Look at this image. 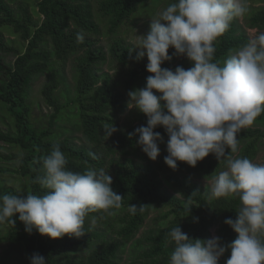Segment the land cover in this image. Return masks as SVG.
<instances>
[{
  "label": "trees",
  "instance_id": "trees-1",
  "mask_svg": "<svg viewBox=\"0 0 264 264\" xmlns=\"http://www.w3.org/2000/svg\"><path fill=\"white\" fill-rule=\"evenodd\" d=\"M94 1L38 0L37 13L42 19L37 21L28 3L13 5L15 0H0V104L12 116L14 128H0V142L18 148L16 156L19 161L14 171L22 183L18 189L0 179V196H26L29 192L45 194L48 190L37 181L38 177L45 175L41 158L50 154L54 146H59L66 157L68 170L83 173L88 169L103 168L108 172L113 180V191L123 198L121 207L110 209L112 214L105 213V210L89 212L83 225L84 235H65L57 239L41 235L35 229L32 234L27 233L19 214H16L13 217L15 224L9 222L11 230L5 237L0 236V242L14 241L15 248L26 252V264H30L29 257L34 253L44 256L47 264H118L130 242L133 249L141 251L142 264H169L174 246L168 242L167 233L177 226L193 239H210L212 228L217 227L222 242H232L238 234L224 221L237 218L239 197L209 199L211 188L200 181L212 179L226 170L225 161L219 162L215 154L210 153L195 167L178 161L177 169L173 170L164 160L168 155V135L163 126L155 129L164 138L162 143L158 142L161 154L157 160H151L137 144L138 137L130 139L128 136L137 127L147 126V116L140 111L135 117L137 122L130 124L120 142L116 143L114 133L106 136L104 128L117 124L111 114L125 111L128 92L142 85L148 73V60L145 56L137 61L135 56L139 49L115 39L110 56L126 71L115 79L109 73L99 74L98 66L108 56L104 47L98 45L96 36L102 30L96 13L98 17L108 18L109 30L115 31L142 5L155 0H98L96 12ZM245 22L250 28L264 31V6L255 9ZM4 29L12 30L26 42L23 52L9 44ZM78 34H83L82 40L77 39ZM249 39L238 17H234L229 28L214 41V62L223 64ZM2 51L16 52L12 65L4 61ZM169 55L172 59L164 62L163 68H168L178 56L174 48L169 49ZM69 62L74 78L71 82L66 78L65 66ZM181 66L188 69L192 62ZM44 74L47 81L41 92L53 110L48 114L47 122L34 117L35 108L30 97L33 83ZM121 83L124 90L118 88ZM69 115L77 118L74 126L83 132L82 143L74 139L75 127L60 129V118ZM253 124L254 127L242 128L237 133L235 153L226 149L233 158L246 157L253 161L264 146V111ZM0 157L6 155L0 152ZM7 169L0 168L1 171ZM131 204L144 205V211L131 214ZM153 208L164 209L162 223L148 230L143 237L136 238ZM101 217L102 228L98 224ZM113 217L116 219L111 220ZM94 238L100 241L95 242ZM229 257L230 250L225 252L222 260ZM0 264H10L5 255L0 254Z\"/></svg>",
  "mask_w": 264,
  "mask_h": 264
},
{
  "label": "clouds",
  "instance_id": "clouds-1",
  "mask_svg": "<svg viewBox=\"0 0 264 264\" xmlns=\"http://www.w3.org/2000/svg\"><path fill=\"white\" fill-rule=\"evenodd\" d=\"M247 11L246 0H174L151 18L149 31L134 47L139 49L135 59L146 56V70L153 75L144 88L128 92V107L147 116V126L137 127L129 138L138 137L137 144L155 161L161 153L158 142L164 139L155 129L163 126L168 135L164 160L173 170L178 161L195 167L215 154L226 162V170L212 177L209 199L235 195L240 200L237 218L224 221L238 234L232 242L224 244L219 236L193 239L174 227L167 233L174 246L169 264H219L228 250L225 264H264V164L226 152L237 151V133L264 111V32L235 49L223 64L213 60L214 41ZM170 48L192 66L163 68L172 59ZM104 130L107 137L118 131L114 125ZM41 160L45 175L37 181L48 191L0 196V223L15 224L13 217L19 214L29 234L35 229L53 239L80 237L87 213L121 207L123 198L113 191L112 177L103 168L68 170L59 146ZM138 210L143 212L144 205L129 206L131 214ZM29 260L47 264L39 253Z\"/></svg>",
  "mask_w": 264,
  "mask_h": 264
},
{
  "label": "rangeland",
  "instance_id": "rangeland-1",
  "mask_svg": "<svg viewBox=\"0 0 264 264\" xmlns=\"http://www.w3.org/2000/svg\"><path fill=\"white\" fill-rule=\"evenodd\" d=\"M37 1L38 0H15L16 3L13 2V5L22 2L28 3L31 6L35 20L40 21L42 19V16H40L37 13L38 10V8L36 7ZM97 1L98 0H95L93 2L95 12L97 9ZM169 2H170L169 0H155L153 3H146L142 5L140 10L134 16H132V18L129 21L122 23L115 31L109 30L110 20L108 18L103 16L98 17V14L96 13L97 16L96 19L100 23V27L102 30V32L98 36H96L98 37V45H102L104 47V50L108 56L107 60L98 66L99 74L109 73L113 76L114 79L117 78V75L124 74L126 68H124L121 65H118L116 60L110 56V50L113 41L115 39H120L133 47L137 46L140 42V36L146 35L147 32L149 31L151 18H154L158 12L162 11L168 4H170ZM246 4L248 11L244 15L238 17V22L242 25V28L246 30V35H248L250 38H254L256 35L264 31H259L256 28L248 27L245 20L246 17L249 16L255 9H260L261 7L264 6V0H246ZM9 29H4L5 36L7 37L9 44L15 47L16 49H18L19 52H23L26 47V42H24L19 37L18 34H15L12 30ZM1 54L2 57L4 58V61L9 65H12L17 57V54L14 51H2ZM190 62L191 61L186 56H177L171 61V64L168 68L174 71L177 66H181L182 64L186 66ZM59 63L60 62H58V64ZM65 68H66V78L68 82H71L74 79L72 74L71 62L67 63ZM149 75H153V74L148 72L142 82V85L141 86L138 85L134 90L144 88L146 86V78ZM46 81H47L46 74L39 76L35 80V82L33 83L30 89V97L31 100L33 101V106L35 108L34 117L36 119L47 122L48 114L51 113L53 110L50 106L47 105V103L43 99V95L41 92ZM118 88L124 90V84L123 83L119 84ZM126 98H127L126 102L129 104L130 98L128 94ZM138 111H139L138 109L128 107L125 111L122 112L117 111L111 114L112 117H114L117 121V124L114 125L118 129V131L114 132L115 134L114 139L116 143L120 142L122 138V134L127 132L130 124L137 122L135 121V117ZM76 120H77L76 117L69 115L66 116L65 118L64 117L60 118L58 124L60 125L61 130H63V128H73L75 127L74 122ZM250 126L254 127V124ZM0 128L4 130L13 128L12 116L10 115L8 110L2 106V104H0ZM73 134H74L73 135L74 139L77 143L83 142L82 139H84V136L81 129L75 127ZM0 152L6 155V157H0V168H4V167L8 168L7 169L8 171L0 170V179L2 180L3 183H5L8 186H14L18 189L21 188L22 186L21 180L19 179L17 173L14 171V168L17 167L19 161V159L16 156V154L18 153V148L10 147L5 143L0 142ZM252 162L257 164H264V146L260 149L259 153ZM200 181L204 186L208 185L211 188L212 179H200ZM109 211L112 213L111 210L105 211V213H109ZM163 213H164L163 208L151 209L149 215L147 216L144 222V225L137 233L136 238L143 237L148 230L155 228L160 223H162ZM116 216L117 215H115L114 217ZM114 217L111 218V220H115L116 218ZM100 220L98 224L99 227L102 228L104 227V222L102 221L103 217H101ZM93 222L95 223L96 221ZM10 230L11 227L9 222L0 223V236L5 237L10 232ZM212 235L219 236L217 233V227L212 228ZM93 241L99 242L100 240L94 238ZM131 244L132 242L128 243L125 250H123L124 252L119 258L118 264H142L141 263L142 258L140 256L141 251L133 249ZM14 246L16 247V244L14 241L12 242L11 240L0 242V254H2V256L5 255L7 261L10 264H26V260H27L26 252L20 248L19 249L15 248ZM227 259L228 258L222 260L221 257L219 264H225V261Z\"/></svg>",
  "mask_w": 264,
  "mask_h": 264
}]
</instances>
